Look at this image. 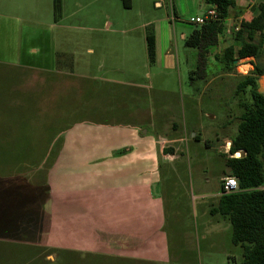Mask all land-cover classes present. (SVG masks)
Here are the masks:
<instances>
[{
    "label": "rangeland",
    "instance_id": "1",
    "mask_svg": "<svg viewBox=\"0 0 264 264\" xmlns=\"http://www.w3.org/2000/svg\"><path fill=\"white\" fill-rule=\"evenodd\" d=\"M259 1L262 0H256L253 7L232 9L231 17L251 18ZM55 2L51 14L47 0H10V7L6 2L1 5L0 15L27 17L35 25L53 20L99 28L78 30L77 35L71 38L66 35L65 39L59 34L58 46L73 52L69 68L85 76L78 79L94 76L103 81L95 83L96 91L111 93L110 103L102 102L100 94L95 99L84 94L82 102L74 90L64 85L57 88L54 84L48 89L44 85H33L28 90L20 86L18 90L24 91L17 92L12 105H0V136L9 135L16 143L28 140L38 153L26 162L10 163L3 168L16 177L0 186V228L32 222L31 212L20 218L19 210L22 204L26 208L29 203L31 207L32 203L46 199L45 174L59 143L48 139L77 117L91 118L96 111L113 110L118 112L117 118L126 120L129 111L140 109L142 118L149 117L154 123V126L145 125V129L152 131L155 127L162 137L183 138L179 143L166 141L165 147L174 150L178 147L171 163L181 166L177 175L184 181L180 185L171 184L173 194L164 195L168 246L159 258L32 246L20 251L23 261L26 264H243V248L232 241L230 221L212 214L211 210L219 199L220 177L227 175L223 173L227 170L224 149L217 137L223 138L225 134L233 137L237 133L239 112L233 95L244 74L242 71L247 69L242 67L243 61L254 60H239L233 71L236 75L227 73L217 56L222 55L227 45L235 43V39L224 35L211 48L204 71L198 70L199 51L185 45L183 34L188 37L200 27L199 19L206 12L204 0H131L130 8L122 0H57L58 10ZM16 18L0 19V45L8 43L15 25L24 24ZM110 22L109 30L100 29ZM149 31L157 34L154 62H150L147 51ZM3 46L1 53L6 50ZM260 63L264 66V57ZM21 75L24 76L14 75L19 83H22ZM8 77L9 73L0 69V84L1 79L7 83ZM138 86L146 87L136 96ZM79 104L81 108L76 109ZM226 118L231 123L224 132L221 125ZM196 132L200 133L199 139L194 138ZM21 167L27 174H22ZM164 187H168L166 180L158 190ZM37 196L40 201L35 199ZM48 254L53 258L47 257ZM8 256L3 253L0 258Z\"/></svg>",
    "mask_w": 264,
    "mask_h": 264
},
{
    "label": "crops",
    "instance_id": "2",
    "mask_svg": "<svg viewBox=\"0 0 264 264\" xmlns=\"http://www.w3.org/2000/svg\"><path fill=\"white\" fill-rule=\"evenodd\" d=\"M5 2L7 7L11 6L10 0H0V7ZM47 2L52 14L53 0ZM255 3L256 0H237L236 8L248 5L253 7ZM16 17L15 14L0 15L1 20L16 18L24 22L23 25L14 26L8 43L0 45H4L6 49L3 53L0 52V69L9 73L7 83L1 79V107L14 103L17 92L24 91L18 90L20 86L28 90L33 85H44L48 89L54 84L57 88L64 85L74 90L81 101L85 95L95 99L100 94L102 102L110 103L111 93L102 89L96 91L95 83L101 79L94 76L78 79L77 77L85 76L75 73L73 67L69 68L70 61L74 59L70 55L73 52L68 53L67 49L58 46L59 34L65 39L66 35L69 38L77 35L78 30L99 28L75 23L62 24L53 20L35 25L27 17ZM243 18L244 15H240L233 19L230 14L226 25ZM111 26V22L105 23L100 29L109 30ZM183 37L186 36L183 34ZM233 37L235 43H230L225 48L240 47V41L235 35ZM89 52L93 53V49L89 48ZM244 59L255 61L253 57L239 60ZM239 60L235 61L236 67ZM243 62L242 67L247 66V69L242 71V76L251 71L254 63ZM233 71L230 74L236 75ZM18 73L24 74L21 75L22 83L14 78ZM145 87L138 86L136 96ZM237 87L238 84L233 101L238 107V118L242 109L240 97L236 95ZM258 90L264 92V75L258 79ZM74 91L72 92L75 93ZM79 108L81 104L76 107ZM140 111H129L126 120L117 118L115 113L118 112L113 110L96 111L91 118L77 117V120L61 128L59 134L48 139L52 143L56 139L59 143L45 174L46 199L40 201L37 196L34 198L39 203H32L31 207L27 203L26 208L24 204L21 205L20 218L27 212H31L33 216L29 224L22 226L20 223L19 227L12 225L0 228V255H10L6 259L0 258V264L28 263L23 261L25 258L20 251H26L32 246L124 254L137 258H159L167 252L164 195L173 194L171 184L180 185L184 180L177 175L181 166L171 163L175 160L178 147L168 152L165 143H179L183 138L173 135L172 138L162 137L155 132V127H151L152 131L145 129V125L154 126V123L149 117L143 119ZM106 112L111 113L110 116ZM230 123V118L223 121L221 126L224 132H227ZM197 134L200 138V133L197 132L194 133V138ZM8 136H0V186L10 183V179L16 177V174L4 171L3 168L10 166V163L26 162L38 155L37 149L31 148L28 140L16 143ZM231 138L232 135L228 134L223 138L217 137L220 147L224 149L225 165L226 156L242 155V151L230 154ZM227 170L223 173L228 172ZM22 174H27L25 168ZM223 177H220L219 187ZM163 180H166L168 187L159 191L158 187ZM33 188H36L35 185ZM47 257L52 259L53 255L48 254Z\"/></svg>",
    "mask_w": 264,
    "mask_h": 264
},
{
    "label": "trees",
    "instance_id": "3",
    "mask_svg": "<svg viewBox=\"0 0 264 264\" xmlns=\"http://www.w3.org/2000/svg\"><path fill=\"white\" fill-rule=\"evenodd\" d=\"M55 1L58 10L60 4ZM122 1L126 8L131 7V0ZM204 1L208 8L216 9L218 18L201 24L184 38L187 47L198 49V70L201 72L204 71L208 52L219 44L225 34L231 10L237 7V0ZM254 9L256 13L249 19H243L240 30L235 34L240 47L229 46L217 56L227 73L234 70L236 60L255 59L253 69L242 76L236 90L242 112L229 152L242 151V155L226 156V174L237 179L239 189L220 193L211 210L212 214H220L230 221L232 241L243 248V264H264V92L258 90V79L264 75V66L260 63L264 57V0L259 1ZM146 38L149 60L154 62L155 33L149 31ZM195 138L199 139V135ZM173 150L167 149L168 152Z\"/></svg>",
    "mask_w": 264,
    "mask_h": 264
},
{
    "label": "built area",
    "instance_id": "4",
    "mask_svg": "<svg viewBox=\"0 0 264 264\" xmlns=\"http://www.w3.org/2000/svg\"><path fill=\"white\" fill-rule=\"evenodd\" d=\"M218 18V13L216 11V9L214 7H209L206 9V12L204 14V16L202 17V19L199 21L201 22V24L208 22L210 20H215ZM241 22L242 20H235L231 23V25L227 26L226 25V30L225 33L226 35H235L241 28ZM222 182V189L220 190V193L223 192H232V191H236L239 189V185H238V181L234 176H224L221 179Z\"/></svg>",
    "mask_w": 264,
    "mask_h": 264
},
{
    "label": "bare ground",
    "instance_id": "5",
    "mask_svg": "<svg viewBox=\"0 0 264 264\" xmlns=\"http://www.w3.org/2000/svg\"><path fill=\"white\" fill-rule=\"evenodd\" d=\"M243 67H246V66H243Z\"/></svg>",
    "mask_w": 264,
    "mask_h": 264
}]
</instances>
